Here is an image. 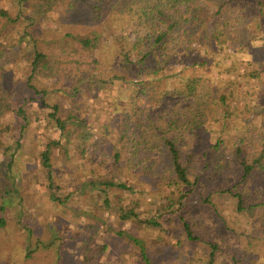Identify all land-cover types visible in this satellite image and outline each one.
<instances>
[{
    "label": "trees",
    "instance_id": "trees-1",
    "mask_svg": "<svg viewBox=\"0 0 264 264\" xmlns=\"http://www.w3.org/2000/svg\"><path fill=\"white\" fill-rule=\"evenodd\" d=\"M10 4L0 2V63L30 41L22 90L29 94L17 96V106L3 98L0 102L1 177L11 188L0 205V231L8 224L6 209L23 203L13 171L26 152L25 137L40 134L32 127L42 116L45 134L49 126L58 134L31 158L39 171L37 189L59 207L88 196L99 200L118 224L110 244L125 239L139 248L144 264H151L144 237L157 234L169 241L170 226L178 220L187 241L206 247L203 264H218L221 256L228 264H259L249 257L255 247L264 262V231L254 239L242 232L248 226L264 230V0ZM37 10L53 28L28 31L24 22L29 11ZM229 42L238 45L235 53H228ZM2 88L5 94L8 89ZM112 88L125 91L124 106L113 116ZM168 97L188 104L180 117L155 121L145 114ZM106 133H114L113 143L108 141L110 159L96 165L88 150L94 141L107 140ZM140 155L144 167L132 173ZM158 159L163 175L153 179ZM77 172L78 185L72 187ZM145 179L161 187L159 203L141 205L151 191V185L144 188ZM194 202L217 221L211 226L221 225L235 237L247 235L246 250L227 252L216 242H201L189 221L195 220ZM17 226L30 243L35 240L28 252L58 253L64 237L60 230L45 239L27 224ZM106 250V245L94 251L83 243L81 264H93Z\"/></svg>",
    "mask_w": 264,
    "mask_h": 264
},
{
    "label": "rangeland",
    "instance_id": "rangeland-1",
    "mask_svg": "<svg viewBox=\"0 0 264 264\" xmlns=\"http://www.w3.org/2000/svg\"><path fill=\"white\" fill-rule=\"evenodd\" d=\"M0 2L1 5L11 6L10 0H0ZM29 13H31L29 18L26 23L24 22L29 32L35 30L39 32L48 31L54 27L45 16L41 15V11H29ZM15 31L19 32V29L12 32V37L16 35ZM12 37L9 43H12ZM26 40L28 41V39ZM29 43L30 41L28 42V47H24L22 50L13 48L11 54L5 56L2 59L3 62L0 63V102L3 98V102L11 103L12 101L13 105L17 106V96L22 93L29 94L28 91H22L23 89L25 90L23 74L25 71L23 70V66L25 65V59L29 50ZM193 48H198V46L193 45ZM237 49L238 45H232L229 42L228 53H235ZM4 86L8 89L5 94L2 93L4 90L2 87ZM109 93L114 102L109 113L113 116L124 106L122 95H124L125 91L123 88H112L109 90ZM187 106L188 104H185L181 98L168 97L161 101L158 106L148 109L145 114H149L155 121L161 116L166 118L172 116L180 117L179 113L185 110ZM45 127L46 121L42 119V116L39 122H34L32 128L38 129V133L40 134H36L33 138L25 137V150L27 153L21 154L23 160L18 163L17 169L14 168L13 171V174L20 180L17 183L20 185L19 196L23 198V203L21 205L17 203L6 209L8 224L5 229L0 231V264H56V262L60 264H81L83 243H88L94 251H97L103 245L107 246L106 255L98 260L95 258L93 264H144L142 255L139 253V248L131 242L124 239L121 243L110 244L111 233L117 228L118 224L115 222L114 216H110L109 211L105 210L99 200L88 196V200H70V203L68 202L69 205L59 207L51 204L41 193L42 191L37 189L41 185L38 179L39 171L37 172L33 167L35 157L33 160L31 158L34 153L37 154L39 145L49 140V137H54L58 134L57 130L53 129L52 126H49L47 134H45ZM113 135L114 133H110L109 135L106 133L105 137L107 140L105 141H99L96 140L97 137L95 138L94 145L88 150L92 154L91 158L94 164L99 165L103 160L108 162L110 159L111 151L108 141L113 143ZM70 155H76L75 151H72ZM76 156L78 157V153ZM148 156L154 157V153ZM143 157L144 155L139 156L137 159L139 166H135L132 173H139L142 170L144 167V163L142 162ZM70 163L74 167V160H71ZM83 163H86V160ZM158 163L153 179L163 175L161 159H158ZM132 165L134 166L135 163ZM3 174L4 165L0 161V205L6 197L11 196V194L6 195L5 191L11 188L1 177ZM79 174V172L73 174L71 180L72 187L78 185L77 177ZM85 174L87 175L88 173ZM153 179H145L146 182L141 181L144 188L146 184L148 188L151 185V191L149 189L150 194L147 195L148 199L144 202L146 196L142 197L140 201L141 205L147 204L148 201L155 203H159L160 201L161 187ZM36 197L37 200L35 201ZM35 205L38 207V210H36L37 207L34 208ZM192 206L195 207L192 212L195 220L189 221L193 223L194 232L196 235H199L201 242L207 244L216 242L220 248L225 251L227 250V252L229 250H240L243 252L246 250V245L249 241L247 235L238 234L235 237L221 225L216 224V226H211L217 221L211 219L207 213L205 214V207L196 202ZM17 222L21 226L27 224L33 229L35 235L43 236L45 239L57 234L60 230L64 234V237H61L63 241L58 253L52 249L45 248H40L39 251H35L33 254L28 252V249L34 250L32 243L35 240L31 238L30 243L28 239L24 238L25 234L22 229H18ZM200 223H203V225H200ZM242 226H245V223H242ZM38 227H41L42 230L37 231ZM246 228L249 230H243L242 232L247 231V234L252 239L257 234H263L262 231H264L262 227L253 230L249 226ZM169 236V241H164L157 234H150L144 237L143 246L151 264H203L201 258L205 255L206 247L201 245V243L192 244L187 241L178 220H175L171 224ZM252 248L250 246V251H252ZM53 249L57 250L56 248ZM121 249L124 250L123 256L120 253ZM195 251H197L200 260L194 254ZM259 252L260 248L255 247L254 251L249 253V257L255 256L259 264H264L258 256ZM226 260V256H221L218 264H228Z\"/></svg>",
    "mask_w": 264,
    "mask_h": 264
}]
</instances>
